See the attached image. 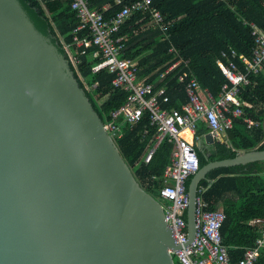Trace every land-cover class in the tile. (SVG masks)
I'll use <instances>...</instances> for the list:
<instances>
[{"label": "water", "instance_id": "1", "mask_svg": "<svg viewBox=\"0 0 264 264\" xmlns=\"http://www.w3.org/2000/svg\"><path fill=\"white\" fill-rule=\"evenodd\" d=\"M256 161L264 150L192 176L185 246L201 181ZM181 247L53 47L18 0H0V264H175Z\"/></svg>", "mask_w": 264, "mask_h": 264}, {"label": "trees", "instance_id": "2", "mask_svg": "<svg viewBox=\"0 0 264 264\" xmlns=\"http://www.w3.org/2000/svg\"><path fill=\"white\" fill-rule=\"evenodd\" d=\"M133 1L122 0L118 4L117 0H88L90 8L103 11L107 18ZM18 2L105 123L110 113L126 101L128 92L112 85L115 74L93 69L101 61L100 57L95 56L96 45L79 47L74 44L73 31L80 21L72 8V0ZM105 5L112 7L107 9ZM151 8L160 11L171 25L167 31L162 30L153 26L152 10L133 11L121 24L119 32L124 38V56L136 61L142 69L140 75L147 76L174 56L170 52L174 47L180 57L189 62L184 69L214 95H218L227 82L217 60L227 62L234 59L231 47L251 57L255 46L251 24L255 23L264 31V0H152ZM80 36L83 35L80 33ZM65 44L71 45V52L79 58L78 68L73 65ZM223 53H227L225 57ZM234 60L244 69L239 58ZM249 79V84L241 87L239 98L245 116L262 125L249 128L244 116L234 118L233 127L228 131L229 144L216 142L209 155L207 150H198L200 167L208 161L234 158L239 150H264V73L250 74ZM85 83H91L90 88H86ZM177 90L176 79H173L168 86L171 101L167 107L180 106L177 99L180 92ZM205 132L207 129L200 127L197 133L202 135ZM155 133L156 128L151 126L146 115L114 142L140 185L159 200L160 189L164 186V171L171 162L173 144L164 140L151 161L146 163L144 155L152 147ZM207 177L200 183L206 187L203 197L211 209L222 204L226 214L221 228L223 244L231 258L237 260L248 247L254 245L259 236L258 229L244 222L264 218V161L220 167L209 172ZM191 178L186 183L187 189ZM174 263L180 264L178 259H174ZM259 264H264V252L260 255Z\"/></svg>", "mask_w": 264, "mask_h": 264}, {"label": "built area", "instance_id": "3", "mask_svg": "<svg viewBox=\"0 0 264 264\" xmlns=\"http://www.w3.org/2000/svg\"><path fill=\"white\" fill-rule=\"evenodd\" d=\"M117 3H122V0H117ZM71 5L80 21L73 31L74 44L79 47L96 45L95 56L100 57L101 61L93 69L115 74L112 85L128 92L126 101L114 109L104 123L108 135L113 141L122 138L128 128H133L147 115L156 133L144 161H151L164 140L173 144L171 162L164 171V186L159 192L165 220L175 242L182 245L176 251L169 250L172 257H177L180 264H259L260 255L264 252V218L249 221V225L258 229L259 236L241 258L233 260L223 244L221 233L226 214L221 208H210L203 197L206 187L202 185L198 188L196 199L195 238L185 246L188 241L186 217L189 206L186 183L200 169L197 148L202 138L197 133L200 127L205 126L215 141L227 143L223 135L233 127L234 118L244 116L249 128L262 125L245 116L239 93L242 86L249 84L250 74L264 73V31L255 23L251 24L255 36L251 57L231 47L232 58H239L244 69L234 59L227 62L217 60L227 82L221 92L214 95L184 69L189 62L181 58L174 47L170 49L174 56L147 76L140 75L142 69L136 61L124 56V38L119 32L121 24L133 11L152 10L153 26L162 30L167 31L171 25L160 11L151 8L152 0H134L109 18L103 11L90 8L88 0H72ZM111 7L109 5L107 9ZM70 46L65 44L73 65L78 68L79 58L71 52ZM226 54L223 53V56ZM173 79H176L177 91L180 92L177 97L180 106L167 107L171 101L168 86Z\"/></svg>", "mask_w": 264, "mask_h": 264}, {"label": "crops", "instance_id": "4", "mask_svg": "<svg viewBox=\"0 0 264 264\" xmlns=\"http://www.w3.org/2000/svg\"><path fill=\"white\" fill-rule=\"evenodd\" d=\"M108 6L109 5H105V7L104 8H108ZM202 127H205V126H202ZM206 128V127H205ZM129 129V128H128ZM207 129V128H206ZM126 132H127V130H126ZM208 133V129H207V132H205L204 134H202L201 136H202V138L200 139V141H198V144H197V148H198V146H199V143H200V146L202 147V149L205 151V150H207V153H208V155L210 154V150H212L213 149V145H208V144H206V142H205V139H204V136H205V134H207ZM225 140V139H224ZM226 141V140H225ZM217 141H215V143H216ZM221 143H223V142H221ZM227 144H229V140L227 141ZM198 150H199V148H198ZM243 152H245V151H243V150H239V152L238 153H243ZM217 208H221V209H223L222 208V204H220ZM253 219V218H252ZM252 219H250V220H252ZM250 220H247L246 222H244L245 223V225H248V226H251V225H249V221ZM252 227V226H251ZM254 228H256V227H254ZM257 229V228H256Z\"/></svg>", "mask_w": 264, "mask_h": 264}, {"label": "rangeland", "instance_id": "5", "mask_svg": "<svg viewBox=\"0 0 264 264\" xmlns=\"http://www.w3.org/2000/svg\"><path fill=\"white\" fill-rule=\"evenodd\" d=\"M90 84L91 83H85V86H86V88H90ZM223 138L226 140V141H228V133L227 134H225V135H223ZM174 259H176V261H177V257H174Z\"/></svg>", "mask_w": 264, "mask_h": 264}]
</instances>
